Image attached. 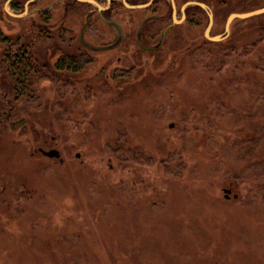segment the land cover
<instances>
[{
  "label": "rangeland",
  "instance_id": "1",
  "mask_svg": "<svg viewBox=\"0 0 264 264\" xmlns=\"http://www.w3.org/2000/svg\"><path fill=\"white\" fill-rule=\"evenodd\" d=\"M203 1L214 34L264 7ZM1 4L0 264H264V14L233 20L223 43L203 38L205 20L175 27L148 62H131L133 45L121 63L118 49L86 52L74 79L52 69L65 45L35 38L36 15L11 19ZM26 47L56 75L29 81L27 98L9 66Z\"/></svg>",
  "mask_w": 264,
  "mask_h": 264
},
{
  "label": "flooded vegetation",
  "instance_id": "2",
  "mask_svg": "<svg viewBox=\"0 0 264 264\" xmlns=\"http://www.w3.org/2000/svg\"><path fill=\"white\" fill-rule=\"evenodd\" d=\"M0 0L3 5L5 14L11 19H23L36 15L38 22L32 25L35 31L34 36L36 39L43 38L47 40L49 36H53V41L65 45V51L75 48L78 53H66L61 51V56L58 57L53 66V70L68 73L74 75L76 79L77 75L82 72L87 64H90V60L84 59L87 57L86 52H110L114 49H118L121 55L116 57L118 63L125 62L128 58L125 52V47L133 45L136 49V53L131 57V62L138 63L142 59L148 62V58L154 54L160 52L165 45L167 38L173 28L180 25L187 24L191 27L199 26L203 20L206 21L204 31L202 33L203 38L210 43H223L229 36L230 24L233 20L228 22L230 13L224 23L223 29L219 33H212L213 26L216 22V14L212 12L211 8L205 4L203 0ZM228 2L230 0H222ZM127 4L128 7L125 5ZM197 4H203L207 7L208 12L212 15V23L208 33V16L207 11L198 6ZM77 11L81 10L82 23L71 25V16ZM127 11L133 13L136 16H129L127 19H118L117 16L121 11ZM251 12V11H250ZM96 17L104 23V28L98 30V26L95 23L94 28L91 22V18ZM34 22V21H33ZM79 22V21H78ZM39 24V27H38ZM228 24V25H227ZM77 27H79L77 29ZM111 33H108V31ZM109 31V32H110ZM51 32V33H49ZM107 34L112 36V39L106 41L104 46L94 47L92 39L105 42L104 39ZM65 36L68 39H65ZM17 38L14 41H23L24 37L16 35ZM101 37V38H99ZM23 38V39H22ZM218 38L215 41L212 39ZM6 39V37H4ZM44 39V38H43ZM8 41V39H6ZM76 43L77 48L72 44ZM29 44V43H28ZM27 44V45H28ZM206 43H199L198 48L194 50H186L187 57L193 58L198 55L201 47H204ZM233 44L230 43L227 47H224V53L232 50ZM27 48V49H26ZM25 49L16 50L10 52V69L13 68V63L20 59V56L25 53L33 54L31 50L26 47ZM85 52V53H84ZM28 54V55H30ZM149 55V56H146ZM225 55V54H224ZM136 61V62H135ZM40 70L48 71V76L55 80L56 75L50 70L47 63L38 61ZM134 65V64H133ZM132 69L125 70V67L120 69V72L124 73H142L139 69L141 66H133ZM42 78H46L45 75ZM121 78V75H118ZM47 79V78H46ZM63 80V78H62ZM37 152V151H35ZM38 153V152H37ZM231 194V193H230Z\"/></svg>",
  "mask_w": 264,
  "mask_h": 264
},
{
  "label": "trees",
  "instance_id": "3",
  "mask_svg": "<svg viewBox=\"0 0 264 264\" xmlns=\"http://www.w3.org/2000/svg\"><path fill=\"white\" fill-rule=\"evenodd\" d=\"M261 40L264 41V39H261ZM5 42H7V40L4 39V37H0V45L4 44ZM17 50H21V49L19 48ZM28 54H30V53H25V54L21 55L20 59L17 62L13 63V68L11 69L14 72H15V70H17L15 72V74L17 75V79H16L15 84L23 85L24 83H27L26 85L28 86V88L26 90H23V89L21 90L22 92H24V94H26V98H27V96L31 95V92H32L31 88H30V82L29 81H31L35 77H36V79L37 78L39 79L43 75L48 74L47 70H44L42 72L40 70L39 63L37 61H35V59H33L32 54H30V55H28ZM33 62H34V65H33ZM10 65H12V64L9 63V66ZM219 69H218V71H221V69L220 70ZM12 90H14V89H12ZM14 92H15V90H14ZM5 122H7V121H5ZM0 123H2V122L0 121ZM115 151L117 152L118 149ZM166 170H167V168H166Z\"/></svg>",
  "mask_w": 264,
  "mask_h": 264
},
{
  "label": "water",
  "instance_id": "4",
  "mask_svg": "<svg viewBox=\"0 0 264 264\" xmlns=\"http://www.w3.org/2000/svg\"><path fill=\"white\" fill-rule=\"evenodd\" d=\"M31 1L32 0H30L29 2H31ZM125 5L128 7L127 4H125ZM197 5L200 6L201 8H203L205 11H207V16H208V21H209L208 22V28L206 30V34H207L209 31V28L211 26V23H212V15L210 14V12H208V9L205 5H203V4H197ZM262 14H264V7L260 8V9H256V10L251 11V12H247V13L232 14L229 17L228 22H230L233 19H246V18H250L253 16H257V15H262ZM217 39L218 38H214V39H212V41H215ZM37 152L40 153L43 157H46L48 159H56V160H58L59 163L63 162V159L61 158L60 152L57 149L52 148V149L44 150L42 148H38ZM75 157L78 158L79 154H76ZM222 191L224 193V198L228 199L229 194L231 193V190L230 189H223ZM233 197L236 198V195H234Z\"/></svg>",
  "mask_w": 264,
  "mask_h": 264
}]
</instances>
